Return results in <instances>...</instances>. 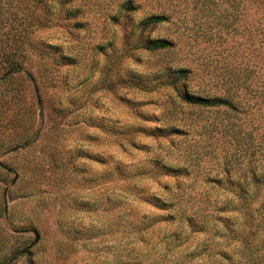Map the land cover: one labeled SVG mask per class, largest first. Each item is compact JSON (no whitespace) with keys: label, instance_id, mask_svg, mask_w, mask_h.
<instances>
[{"label":"rangeland","instance_id":"1","mask_svg":"<svg viewBox=\"0 0 264 264\" xmlns=\"http://www.w3.org/2000/svg\"><path fill=\"white\" fill-rule=\"evenodd\" d=\"M262 10L0 0V264H264Z\"/></svg>","mask_w":264,"mask_h":264},{"label":"trees","instance_id":"2","mask_svg":"<svg viewBox=\"0 0 264 264\" xmlns=\"http://www.w3.org/2000/svg\"><path fill=\"white\" fill-rule=\"evenodd\" d=\"M262 11L264 12V10ZM164 21H166L164 16L154 15L143 20L141 25H143L144 27L156 26ZM171 45H172L171 42L164 39H160V40L150 41L146 49L150 51H158V50L167 49L171 47ZM185 74H186L185 72H181L180 76L184 77ZM183 99L187 104L191 106L205 108V109L229 105V103H227V101L223 100L222 98L209 99V98L186 95L183 97Z\"/></svg>","mask_w":264,"mask_h":264}]
</instances>
